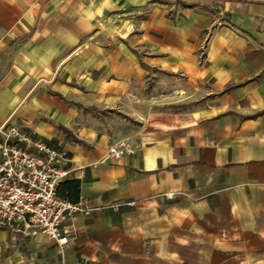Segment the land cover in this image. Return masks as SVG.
Masks as SVG:
<instances>
[{"label":"crops","instance_id":"obj_1","mask_svg":"<svg viewBox=\"0 0 264 264\" xmlns=\"http://www.w3.org/2000/svg\"><path fill=\"white\" fill-rule=\"evenodd\" d=\"M6 125L98 209L0 264H264V0H0Z\"/></svg>","mask_w":264,"mask_h":264},{"label":"built area","instance_id":"obj_2","mask_svg":"<svg viewBox=\"0 0 264 264\" xmlns=\"http://www.w3.org/2000/svg\"><path fill=\"white\" fill-rule=\"evenodd\" d=\"M0 129L8 139L0 145V228L22 237L42 235L64 249L74 238L75 218L98 207L82 198L73 203L57 195L68 173L60 167L65 159L62 150L14 125ZM135 153V147L123 138L108 145L107 159Z\"/></svg>","mask_w":264,"mask_h":264},{"label":"trees","instance_id":"obj_3","mask_svg":"<svg viewBox=\"0 0 264 264\" xmlns=\"http://www.w3.org/2000/svg\"><path fill=\"white\" fill-rule=\"evenodd\" d=\"M79 190H80L79 181L67 180L66 182H62L58 185L56 189V193L60 198L68 199L69 201L74 203L79 200L80 197Z\"/></svg>","mask_w":264,"mask_h":264}]
</instances>
